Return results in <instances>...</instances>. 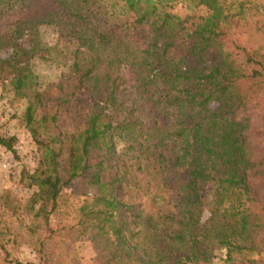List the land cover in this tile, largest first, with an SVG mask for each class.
<instances>
[{"label": "trees", "instance_id": "16d2710c", "mask_svg": "<svg viewBox=\"0 0 264 264\" xmlns=\"http://www.w3.org/2000/svg\"><path fill=\"white\" fill-rule=\"evenodd\" d=\"M48 1L57 8L51 17L0 30V82L28 99L24 115L36 145L43 142L30 126L35 109H53L40 117L43 133L47 118L53 123L81 94L90 99L79 126L48 136L26 175L35 188L28 210L46 238L79 230L114 264L208 263L219 247L225 264H264V196L253 187H264V147L254 149L244 115L260 111L264 136V59L246 56L256 68L245 71L218 44L250 27L264 33V0H192L183 15L171 12L172 0ZM23 2L0 0V19ZM40 26L54 28L51 46ZM38 62L64 68L49 93L36 89ZM122 66L133 72L127 90ZM145 100L163 125L143 116ZM14 142L0 136L12 153ZM114 154L131 164L106 179L105 160ZM141 163L156 167L165 192L147 193L146 209L118 192ZM77 178L87 195L53 229L64 189Z\"/></svg>", "mask_w": 264, "mask_h": 264}, {"label": "rangeland", "instance_id": "374dc122", "mask_svg": "<svg viewBox=\"0 0 264 264\" xmlns=\"http://www.w3.org/2000/svg\"><path fill=\"white\" fill-rule=\"evenodd\" d=\"M172 6L171 12L183 15L191 9L192 0H172L168 2ZM57 8L48 0H24L17 5L12 12L0 19V30L7 28L17 21L40 19L44 16H52ZM39 33L42 41L51 46L55 41V30L51 26H40ZM223 52L229 55L235 64L241 69L249 71L256 68L254 64L246 60V56L262 61L264 59V33L253 28H246L232 39L218 40ZM5 56V55H2ZM33 73L37 75L36 83L39 91L49 93L54 90L60 75L64 73L61 65L49 63H34ZM124 80L123 89L133 83V72L127 66H122L119 71ZM127 90V89H126ZM121 94L125 95V92ZM89 95L81 94L75 99L67 112L50 123L47 118V129L42 133L39 127V120L44 113H53L50 105L44 109H35L33 112V124L30 126L36 129L38 141L36 145L32 140L28 124H26L24 109L28 99L15 95L8 80L0 82V136H14V152L7 151L0 147V264H8V261L29 262L32 264H114L108 263L106 259L99 256L93 248L92 239L89 235L73 231L70 234H57L53 239L48 240L47 233H43L40 221L28 210V200L35 188L30 187L26 175L31 174L37 167L43 145H47L48 136L57 135L58 132L73 131L82 122L83 112L81 105L89 103ZM81 106V107H80ZM49 110V111H46ZM142 114L157 124L163 125V119L155 112L153 104L145 100L142 102ZM249 117V140L254 149L264 147V136L260 121V111L250 110L244 114ZM106 179L115 174V168L124 164L130 165V160L120 159L116 154L107 157L105 160ZM139 170L129 169L122 181V189L118 192L123 196L124 201L133 204H140L146 209V194L162 195L164 192L161 186V174L157 172L152 164L141 163ZM182 176V174H181ZM255 195L258 198L264 196V187L253 183ZM148 191V192H147ZM65 202L59 215L51 219V226L55 229L58 219L68 215L69 210L77 207L85 199L87 190L81 178L74 179L64 189ZM155 211V208H151ZM43 244L42 261L39 263L37 250ZM199 264H225L224 249L215 248L208 263Z\"/></svg>", "mask_w": 264, "mask_h": 264}, {"label": "built area", "instance_id": "2783aa9c", "mask_svg": "<svg viewBox=\"0 0 264 264\" xmlns=\"http://www.w3.org/2000/svg\"><path fill=\"white\" fill-rule=\"evenodd\" d=\"M0 167L5 168V165L4 164H1Z\"/></svg>", "mask_w": 264, "mask_h": 264}]
</instances>
